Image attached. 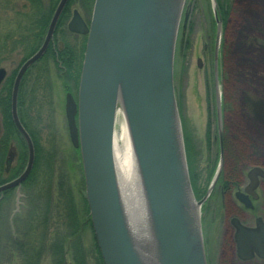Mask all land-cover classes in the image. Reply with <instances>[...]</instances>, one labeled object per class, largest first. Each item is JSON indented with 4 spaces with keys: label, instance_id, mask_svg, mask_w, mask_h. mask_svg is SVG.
Returning a JSON list of instances; mask_svg holds the SVG:
<instances>
[{
    "label": "water",
    "instance_id": "water-1",
    "mask_svg": "<svg viewBox=\"0 0 264 264\" xmlns=\"http://www.w3.org/2000/svg\"><path fill=\"white\" fill-rule=\"evenodd\" d=\"M67 1L60 0L42 46L16 74L11 116L26 142L28 159L19 176L0 185V194L12 188L20 192L33 168L35 146L18 114L19 87L26 71L47 50ZM184 3L95 0L90 27L78 11L69 23L71 31L88 34L78 97L66 95L65 115L71 144L80 149L86 198L104 264H208L203 200L196 199L191 186L174 86L175 48ZM214 14L218 23L217 82L222 21L216 10ZM5 76L6 69L0 67V84ZM119 108L144 190L145 207L139 214L132 213L133 218L125 203L115 158ZM217 120L222 123L219 85ZM220 170L221 166L214 182ZM256 175L264 177V171L258 167L251 170L248 194L254 195ZM139 219L144 223L142 228ZM237 227L240 253L251 250L249 242L264 253V223L260 219L257 228Z\"/></svg>",
    "mask_w": 264,
    "mask_h": 264
},
{
    "label": "rangeland",
    "instance_id": "rangeland-1",
    "mask_svg": "<svg viewBox=\"0 0 264 264\" xmlns=\"http://www.w3.org/2000/svg\"><path fill=\"white\" fill-rule=\"evenodd\" d=\"M43 1L44 4H48L51 16L54 10L49 3L51 1ZM88 2L89 0H75L72 6L83 5L82 9L79 8L87 14L88 11L90 12V9H87ZM19 3L24 2L22 0ZM188 6H190L189 13L186 14ZM220 6L227 7L229 14L227 22L224 23L219 10L222 39L219 45L220 74L216 82L214 75L218 23L214 11ZM26 9L27 7L23 8V10ZM0 23L4 24V19H0ZM24 46L28 49L32 48L29 44ZM23 49L25 48L15 52V64L7 59V54L1 56L0 66H5L11 73L12 69L18 67L27 55H24L26 50L24 52ZM58 69L57 65L50 63L49 71L43 75L48 78L44 83L38 84L34 79L38 74V67H34L23 82L21 90L26 105L32 103L28 115L30 124L36 129L42 145V157L35 172V181L38 180V182H33L29 187L21 186L20 192L15 188L13 197L4 205L0 213V243H3L9 234V223L15 224L14 219L19 214L23 219L18 220V222L21 221L18 228H28L30 231L29 246L34 245L36 250L43 248L42 253H39L40 257L34 258L33 264L39 258L40 264H54L53 256L46 248L47 243L42 240L44 229L48 226L49 239H53L55 237L53 232L57 226L61 231H68L69 224L66 219L56 213L57 211L52 212V210L49 214L52 212L51 217L54 219L45 220L42 211L38 210L45 207L42 203L44 200H34V196L38 198L43 196L44 192L49 190L53 179L52 193L56 198L58 181L64 179L73 189L78 208L77 230L81 233V242L79 240L78 246L79 257L80 259L87 257L88 264H101L97 257L99 252L97 254L95 251L98 247L94 232L89 226L86 204L83 202V195L86 197V194L80 154L71 144L65 115L66 93L71 91L77 98L79 85L71 90L64 87ZM174 81L180 124L183 137L186 139H184V148L193 192L194 183L203 188L211 182L212 173L210 175L206 166L208 164L216 166L218 163V145L215 142L210 145L209 139L207 140L209 136L206 134L207 123L208 127L216 133L218 85L222 94V104H227L225 121L240 125L242 130L238 132L242 134L241 139L245 143L242 142V144L247 145L250 151L256 150L260 153L264 161V0H185L175 48ZM33 106L36 107L33 108ZM117 114L127 127L121 108ZM0 116L3 119L4 115L1 111ZM118 129L117 123L115 134ZM12 143L13 153L17 147L14 146V141ZM15 163L16 158L11 169ZM261 193L260 211L264 214V191ZM195 197L197 198L196 195ZM218 203L219 198L215 193L212 197V208H210L213 228L211 241L207 245L209 264H218L220 243L225 229V217ZM34 210L35 215L38 212L43 216L32 217L31 213ZM246 217L249 219L248 215ZM138 226L144 227L141 219ZM65 250L66 264H79L73 258L75 257L73 241L65 243ZM205 251L207 255L206 247ZM33 252L37 255L35 251ZM3 260L6 261V259ZM2 264H24V260L16 252L8 263L6 261Z\"/></svg>",
    "mask_w": 264,
    "mask_h": 264
},
{
    "label": "flooded vegetation",
    "instance_id": "flooded-vegetation-1",
    "mask_svg": "<svg viewBox=\"0 0 264 264\" xmlns=\"http://www.w3.org/2000/svg\"><path fill=\"white\" fill-rule=\"evenodd\" d=\"M12 1V0H11ZM43 3L44 1L41 0ZM54 3V5L50 3L51 7L54 9L50 18H48V23L45 29L44 34L39 36H34L32 33H26L24 38L19 41H16L14 38H8V52L7 59L14 62L15 64V52L21 50L22 48L24 52L28 48L25 47V44H29V47L35 48V51L31 53L25 60L31 57L34 53L38 51V49L42 46L50 22L54 15L55 9L58 6L60 0H49ZM75 0H68L60 14L53 36L48 45L47 50L44 55L40 57L25 73L24 77L27 73L34 67H38L37 73L46 74L50 63L53 65H57L59 68V75L63 79V86L71 89L77 87L80 81L81 70L78 74L79 64L81 62V55L83 53L82 64L84 60L85 48L88 40V34H83L80 32H74L69 29V23L74 15L75 11H78L81 15L83 21L85 22L87 27H90L94 1L89 0L87 3V9H90L87 14L83 13L80 8H83V5L79 4V7L72 6V2ZM56 3V4H55ZM24 5L26 3L19 4L20 8H25ZM1 7V5H0ZM46 8H48V4H42V12L38 17H45L47 12ZM92 10V11H91ZM46 18V17H45ZM47 20V19H45ZM45 22V21H44ZM85 44V45H84ZM19 47H18V46ZM84 45V52H82V48ZM73 52V53H72ZM25 55V53H24ZM24 62V61H23ZM57 62V64H56ZM201 63V62H199ZM22 63L12 69L10 71L4 66L6 69V76L2 83L1 87L5 86L7 91V79L12 76L13 72H15L12 87L10 92V104L12 99V88L14 84V80L17 74V71ZM200 65V64H199ZM34 66V67H33ZM82 69V68H81ZM69 70L70 75L68 77L65 76ZM78 75V79H77ZM37 75L34 77V79ZM22 79V82L24 81ZM79 88V87H78ZM67 93H72L68 91ZM66 93V94H67ZM73 94V93H72ZM74 96V95H73ZM75 97V96H74ZM76 98V97H75ZM227 108V104L223 103L222 106V123L219 124L218 120H216V133L212 131L211 128L206 127V134L209 136L210 144L218 145V163L216 166L208 164L206 166L207 170L210 171L211 179L207 186L201 188L198 184L194 183V192L197 196L198 200H203L202 203V227L204 231V242L205 247L207 249L208 256V243L211 241L213 221L211 217L210 208L212 197L216 193L219 198V206L222 208L223 216L225 217V229L222 236V240L220 243V254L218 264H264V253H259L253 248V245L249 242L248 249L244 252L239 251V240H238V227L237 225H242L247 228H257L258 219H260L264 223V214L260 211V204L262 199L261 191H264V177L261 175H256V187L253 194H248L246 192V188L249 186L251 182V178L249 176L252 169L258 167L264 171V161L263 156L255 151H250L247 145L242 144V139L238 130H242L238 123H227L225 121V111ZM245 127L243 126V129ZM3 133V123L0 116V136ZM214 133V134H213ZM244 143V142H243ZM8 144L11 147L8 151L7 158H11L13 156V143L8 139ZM245 144V143H244ZM217 156V152H216ZM217 158V157H216ZM262 161V162H261ZM221 166L220 173L214 182V175L216 173L217 167ZM256 195V196H255ZM264 207V205H263ZM249 216L248 217L246 216ZM234 220H237V224L234 223ZM89 226L94 232V228L92 225L91 218H89ZM95 237V234H94ZM96 240V238H95ZM97 243V242H96ZM98 247V244H97ZM99 249V247H98ZM98 254V250L95 249ZM100 255V256H99ZM98 259L103 263L101 254L97 255ZM81 264H88L87 257ZM209 264V263H208Z\"/></svg>",
    "mask_w": 264,
    "mask_h": 264
},
{
    "label": "trees",
    "instance_id": "trees-1",
    "mask_svg": "<svg viewBox=\"0 0 264 264\" xmlns=\"http://www.w3.org/2000/svg\"><path fill=\"white\" fill-rule=\"evenodd\" d=\"M19 1L21 2L22 0H12V1L11 0H0V4H1L0 19L1 20L4 19V24L0 23V61H1V56L7 54L8 52L7 41L9 37L14 38L17 41V40H21L22 38H24L25 35H27L26 33H29V32L32 33V35L34 36L35 35L39 36L41 34H44L47 23H48V18H50L49 8H46L47 10L45 14L46 18L38 17L43 10L42 4L44 3L41 0H23V2L26 3V5H24L25 8L27 7L26 10H23V8H20ZM91 1L93 2L94 0H91ZM52 4L54 5L53 2ZM218 10H220L221 12L223 22L226 23L227 16L229 14L228 13L229 11H227V7L220 6L218 7ZM84 45L82 48V52H84V48H85ZM34 51H35V48L27 49L25 53V55L26 54L27 55L24 57L23 61ZM82 58H83V53L81 55V62L79 64L78 74L82 68ZM46 69L48 72L47 66H46ZM15 72L16 71H14L12 76L7 79V91L5 92L6 90L5 86L1 87L0 89V108H1L0 111L4 115L2 119L3 133L0 136V185L17 177L23 171L26 165L27 157H28L26 143L23 137L21 136V134L19 133V131L17 130V128L15 127L12 121V118H11V113H10L11 112L10 92H11L12 80H13ZM68 74L70 75L69 70L67 74L65 73V76L68 77ZM26 78H27V75L24 77L23 80H26ZM46 78L48 77L43 76V73L39 72L35 80L37 81L38 84H42L45 82ZM77 79H78V75H77ZM23 82L20 86V92H19V98H18V101H19L18 113H19V117H20L22 124L24 125V127L26 128V130L29 132V134L31 135L33 139L35 150H36V156H35L36 161H35L34 167L29 177L27 178V180L22 184V186L29 187V185L33 184V182H36V183L38 182V180L35 181V172H36V169L42 157V145L40 144L39 137L36 133V129L32 128L30 124L28 112H30L29 107H32V103H30V105H26L25 97L23 96V93L21 90L23 86ZM35 107L36 106H33V108ZM8 139L9 141L10 140L14 141V144H15L14 146L17 147L15 149V152L12 153L13 156L11 158H7L8 151L11 148L8 144ZM14 158H16V163L11 169ZM53 187H54V182L52 179L50 182L49 190L45 191L43 196L39 198L37 196H34V200H38V201L44 200L42 201V203L45 204V207L43 209L38 208V210L42 211L44 216L38 212H37V215H35L36 213L35 210L32 211L31 216L38 217V218H41V216H43L45 220L47 218L49 220L50 218L54 219L53 217H51L52 212L57 211L56 213L60 217L66 219L67 224H69L68 231H65V230L61 231L59 227L57 226L53 232L55 237L53 239H49L50 231L47 226V229H44L42 240L43 242L47 243L46 248L48 249V253L53 256L54 264H66L65 243L68 241L70 242L73 241L74 252H75V257L73 258L79 264H81L83 263L85 258L82 257L80 259L79 253H78L79 240L81 242V237H80L81 233H80V230H77L78 229V208L76 206V199L74 196L73 189L68 182L64 181V179L62 181L60 180L58 181V186H56L58 192L55 198V196L52 193ZM13 193H14V189H9V190L4 191L2 195H0V213L3 211L4 205L7 202H9L11 198L13 197ZM24 197H25V194H24ZM83 202L86 204V210L88 212V217L90 218L87 199L84 195H83ZM61 208H62V211H61ZM51 210L52 212L49 214ZM54 217H57V215H54ZM21 218L23 219L21 215L17 214L14 219L15 224L10 225L9 223V229H8L9 234L6 236L5 240H3L4 242L0 243V264L6 261L8 263L9 259L11 260V257L14 256L16 252H18L19 256H21V259L24 260V264H33L34 258L40 257L39 253H42L43 248L36 250L34 245L29 246V241H28V236L30 233L29 229L28 228L26 229L18 228V226L20 227L19 222H21V221L18 222V220H22ZM33 251H35L37 255H35ZM3 259H6V261H4ZM39 261H40V258L35 260L34 262L35 264H40Z\"/></svg>",
    "mask_w": 264,
    "mask_h": 264
},
{
    "label": "bare ground",
    "instance_id": "bare-ground-1",
    "mask_svg": "<svg viewBox=\"0 0 264 264\" xmlns=\"http://www.w3.org/2000/svg\"><path fill=\"white\" fill-rule=\"evenodd\" d=\"M117 123L119 129L115 134V158L125 203L132 216V213L139 214L140 209L145 207L144 190L126 124L118 114Z\"/></svg>",
    "mask_w": 264,
    "mask_h": 264
}]
</instances>
